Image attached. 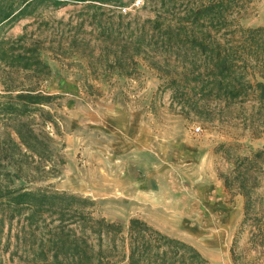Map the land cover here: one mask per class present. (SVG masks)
<instances>
[{"label": "rangeland", "instance_id": "obj_1", "mask_svg": "<svg viewBox=\"0 0 264 264\" xmlns=\"http://www.w3.org/2000/svg\"><path fill=\"white\" fill-rule=\"evenodd\" d=\"M127 1L128 8L119 11L124 17H153L151 0ZM81 7L45 2L33 15L0 31L1 36H24L28 44L39 45L40 58L51 70L41 89L57 96L26 116L0 117V157L1 152L10 155L0 161L6 172L20 176L11 187L89 198L96 216L123 225L139 218L192 245L210 264H233L234 240L237 264H264L249 242L250 224L240 229L243 198L226 193L218 177L228 173L230 165L215 151L220 145L237 146L238 155L264 150V110L258 112L252 103H210L202 117L186 116L164 89L166 80L146 61L138 59V74L131 78L103 73L100 62L94 61L98 50L93 13L81 12ZM239 22L264 27V0H249ZM74 36L82 40L79 55L69 49ZM13 77L19 78L17 86L28 85L24 75ZM1 90L3 102L9 95ZM21 125L46 144L42 158L23 147L13 149V142H19L14 129ZM256 197L264 216V164ZM23 225L18 219L5 221L2 244L10 245L1 252L3 264L18 263L22 249L14 247L15 240L29 236ZM10 254L17 255L13 263Z\"/></svg>", "mask_w": 264, "mask_h": 264}, {"label": "trees", "instance_id": "obj_2", "mask_svg": "<svg viewBox=\"0 0 264 264\" xmlns=\"http://www.w3.org/2000/svg\"><path fill=\"white\" fill-rule=\"evenodd\" d=\"M45 2L55 7L82 5L81 12L93 13L98 50L94 61L100 62L103 73L131 78L138 74V59L146 61L166 80L164 89L183 115L202 117L210 103L224 107L252 103L258 112L264 110V27L239 22L249 0H151L153 17L143 21L119 13L128 8L127 0H0V31L33 15ZM81 42L76 36L70 40L73 55L80 54ZM40 49L24 36L0 35V88L9 95L0 102V117H23L31 108L57 99L41 89L51 70L40 58ZM14 75H24L28 85L17 86L19 78ZM14 133L19 142H13V149L23 147L39 158L48 151L26 125ZM236 147L220 145L215 150L230 165L228 173L218 177L226 193L243 198L240 229L250 224L249 242L264 257V216L256 197L264 150L238 155ZM1 153V159L10 157ZM5 167L0 161V264L1 252L10 245L2 244L3 227L14 219L24 222L29 236L16 238L14 247L22 254H10V263L16 255L17 264H210L192 245L139 218L123 225L96 216L89 198L28 186L12 188L13 179L20 176ZM235 243L230 250L233 264Z\"/></svg>", "mask_w": 264, "mask_h": 264}, {"label": "bare ground", "instance_id": "obj_3", "mask_svg": "<svg viewBox=\"0 0 264 264\" xmlns=\"http://www.w3.org/2000/svg\"><path fill=\"white\" fill-rule=\"evenodd\" d=\"M152 207V206H151Z\"/></svg>", "mask_w": 264, "mask_h": 264}]
</instances>
